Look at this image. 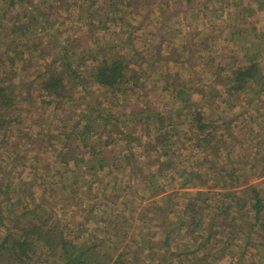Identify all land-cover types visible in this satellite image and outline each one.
<instances>
[{
    "label": "rangeland",
    "instance_id": "1",
    "mask_svg": "<svg viewBox=\"0 0 264 264\" xmlns=\"http://www.w3.org/2000/svg\"><path fill=\"white\" fill-rule=\"evenodd\" d=\"M31 1L32 4L29 3L27 8L41 14L39 20L42 22V26L38 27L28 40L20 42L19 49L29 48L26 51L25 65L27 66L31 62L33 69L26 74L30 75V73H33V75L28 76L26 80L29 82L32 80L33 86L27 88V83H25L23 85V93L28 91L33 97V102L30 106L23 104L24 106L21 107L22 114L26 115V123L21 126L23 134H19L12 140L11 149L13 156H8L6 153L0 156V169L2 171H8V168H11L13 159L17 162L16 170L11 172L10 178L12 177L14 185L20 181L23 195L22 197L16 195L14 208L5 210L6 218L4 217V223L0 225V241L8 233L14 237L21 235L22 230L28 224L31 222L38 223L44 217L47 219V225L56 226L60 229L64 228L63 230L66 232L71 231L73 234H70L69 239L79 238V241L83 243L89 240L87 242L88 245H97L99 243L95 246V248H98L96 251L102 257L106 256L105 259L114 260L117 253L116 250L120 251L124 248L126 252L130 253L129 258L134 256L137 259L136 251L142 249L139 240L140 223L136 220L137 217L134 219V223L129 226L125 224L123 218L116 219L115 222L110 219L111 225L108 224L109 231L105 229V217L111 214L110 218H113V215L120 212H125L128 215V210L130 209L134 210L132 215L135 216L148 203L156 207H165L167 198L163 197L162 200L161 196L168 195L172 209L176 210L166 218L170 239L174 238L171 250L173 252H185V248L181 251L176 249L178 244H185V241H180L184 240L185 237L183 236L184 229L177 233L178 224L175 220L178 219L179 213L182 212L184 206L183 203L189 196L194 195L198 191L219 193L234 191L235 195H241L240 191L245 187L256 185L261 189L264 198V88L258 98L253 99L257 101L250 104V94L238 95L232 92L230 87L221 88L218 84L221 81L226 85H230L235 74L234 70L248 64L255 52L263 50L264 0H200L202 2L201 5L196 2L190 3L186 0H164L168 1V3H161L160 5L155 3L150 8L138 10L137 13H131L125 10L124 7H120V16L122 15L123 20V27L120 29L111 25L107 29L96 27L99 23L98 18L93 20L94 25L87 24L83 16L85 10H80L81 6L87 4V0ZM97 1L100 2V0ZM2 6L3 0H0V26H7L9 18L13 16L15 9L20 10L21 15H26L24 10H21L18 4H15V7L13 6L2 17ZM247 9L253 10V15H249L246 11ZM235 18L237 19L235 20ZM4 35L2 34L1 36ZM240 36L243 40L242 43L239 42ZM61 38L62 40H69V43L72 44L69 49L72 50L74 48L76 54L82 50L84 52L89 50L88 53L90 54L91 50V52H95L98 48H104V52L108 53V49L110 50L111 46L122 41H126L130 46H135V50L133 49L134 53L129 52L128 54V59L130 60L129 69H139L136 60L141 62V59L136 57L138 54L151 60L150 68L147 70L144 65L140 67L142 74L140 82H144V85L141 90H138L139 93L135 95L139 99L137 98V102L134 101L135 104H126L123 107L113 106L116 103L115 98L110 100L109 92L105 89H97L93 85L90 90L101 101L98 110H102V107L106 106L108 109L102 112V115L105 116L110 112L109 108L112 107L113 109L110 113L119 117L118 125L126 130L127 134H132V138L141 140V145L144 147L154 144L158 124L139 116L137 117L139 119L135 120V122L131 121V116H136L141 109H146V112L150 114L161 116L163 119V130L167 132L171 140L178 139L180 141L179 146L174 145L177 141L172 142L171 147H174V149L167 148L168 152H175L172 157L176 163L175 168L166 171L165 174H158L159 182H157L154 179L151 180L152 173H155L160 163L165 161V156L159 157L163 148L151 151V155L142 160L139 159L140 150L134 146L135 144L129 145L127 142L117 140L113 145L112 150L114 152L112 151L111 156L115 154V157H117L115 162L120 166H126V168L121 171L114 170L113 167L112 171L107 170L108 177L101 179L97 188L105 190L108 182L110 186L107 187V191L103 194L109 195L115 190L118 192L121 187L120 196L122 197L117 200L119 199L117 196L115 199L117 201L113 206H110L109 209L105 208L104 212L103 210L102 212L100 211V215L104 216V222H100L97 219L94 221L92 218L89 224H82L84 221L83 216H87V213H85L87 210L80 212L78 209L81 210L87 206L89 209L93 201L91 202L86 197L82 207H77L76 202L72 201V197H61L63 181L61 175H56L53 168L55 163L54 152L50 149V146L40 145V142H38L41 141L38 137L43 136L47 132L48 127L58 133L63 123L80 122V125H82L86 121L85 117H82L84 113H82L83 109L80 105L77 106L75 104V107L72 108L71 105L66 104L62 109L58 110L56 105L48 104L50 97L46 94H41L38 78L34 79L38 75L37 70L44 72L47 66L54 65L55 67L58 65L56 58H58L57 53L60 47L57 46L55 39L60 40ZM8 42L5 41L4 43L9 44ZM4 43L0 44L1 52H4L6 48ZM12 46L18 45L13 44ZM114 49L116 50L117 48ZM38 51L45 52L40 59L38 58ZM94 56L95 53L91 55V57ZM54 59L55 62H53ZM84 61L73 63L74 68H77L78 72L85 73L81 65L84 64ZM1 62H4V67L0 68V70L7 69L5 57L1 56ZM88 62L90 60L86 63ZM259 62L264 76V55L259 58ZM14 66L15 69L17 68V75L22 76L23 72L20 70L21 62H16ZM23 77L26 78L25 76ZM209 78L213 79L215 83L213 86L216 90H213L212 94L214 95L220 90L221 97L212 100L211 108H213L212 112L214 114L212 117L210 109L206 110L203 107L202 112L207 121L212 122L220 129L217 133V138L220 140L219 143L220 145L222 144L218 151L219 155L211 151V148L205 152L196 151L195 149L192 151L189 148L195 144V140H188L190 136L195 137L197 134L195 122H192L190 112L185 106L187 99L186 102L180 103L181 99L175 97L177 89L182 84L186 83L190 87L198 88L205 85L204 83ZM198 83L202 85L197 87L196 84ZM76 89L78 90L75 92L77 93L76 95L81 98L80 93H78L81 92V88ZM24 90L27 91L24 92ZM191 90L194 89L192 88ZM195 91H189L190 103H200V94ZM208 91L205 90L207 97H209V94L211 95ZM109 101L115 103L113 104ZM41 102H44V104H41ZM118 103H120L119 100ZM219 113L222 114L227 125L222 124V120L217 115ZM114 122L113 120V128H116ZM223 127H226L227 130L223 129ZM93 130L94 134L89 137L88 142L98 140L97 129ZM98 132L101 135L100 141L102 144L111 137L110 129H100ZM25 134L37 138L33 145H30L31 142L22 141L21 138ZM115 137L112 136V140L117 139ZM60 146V142L54 145L55 148H60ZM131 149L135 151L138 162L132 169L123 160L125 156L130 155ZM109 150H111V146ZM18 153H21V156ZM34 154L37 156L32 159L36 161L35 163L21 158L22 156H32ZM158 157L159 160L157 159ZM224 162L226 164L222 168L227 174H225L226 172H220V164ZM245 162L250 165L240 169L241 164ZM23 166L27 167V169H23ZM32 166L38 167L35 171L41 170L38 173H31L28 170H32ZM183 171L193 172L198 176L201 174V181L198 179L184 183ZM176 173L180 176H174ZM221 175L228 182L225 183V186H223ZM65 177L68 178V176ZM85 178H88L86 179L88 183L92 181V175L90 174ZM111 178H114L117 183V187L114 189H112L114 185H112ZM216 180L218 181L214 185ZM232 180H234V184H232ZM156 186H163L164 190L157 192L158 195L153 193L155 197H152L151 191ZM2 189L5 188L3 187ZM160 193L162 194L159 195ZM64 194H67V192L65 191ZM57 195L60 197L55 201ZM54 202L56 203L53 204ZM126 203L127 206H125ZM40 208H43V213L40 212ZM167 208L168 206L164 209L166 214L169 211ZM29 210L33 212L32 215L24 216L23 214ZM36 211L38 213H34ZM249 214L250 217L253 215L252 212ZM100 215L95 214L97 218L101 217ZM149 216L151 217V215ZM162 217L163 215H152V218L162 219ZM124 218H129V216ZM113 228H116L117 232ZM102 229L103 233H100ZM141 231L142 236L149 239V244L161 241L163 245L165 232L155 223ZM107 237L108 240L104 241V238ZM240 240L241 238L237 239V243ZM254 240L257 245L259 239L256 238ZM100 246L101 250L99 249ZM257 246H260L259 250L253 251L246 264H264V245L258 244ZM154 250L150 253L145 252L138 258L145 261L153 255L157 256V252ZM236 252L234 251L233 253ZM55 258H58L57 254H55ZM55 258L48 257L47 259L54 260ZM236 258L234 257L231 262L240 264L237 260H234ZM37 259L38 256H35L32 261H37ZM219 264L230 263L229 260H225Z\"/></svg>",
    "mask_w": 264,
    "mask_h": 264
},
{
    "label": "trees",
    "instance_id": "2",
    "mask_svg": "<svg viewBox=\"0 0 264 264\" xmlns=\"http://www.w3.org/2000/svg\"><path fill=\"white\" fill-rule=\"evenodd\" d=\"M186 1L190 3L196 2L200 5L202 3L200 0ZM31 2V0H3V6L1 8V15L4 17L13 6L15 7V4H18V7L21 10L23 9L26 15H21L20 10L15 9L13 16L9 18L7 26H0V44L9 41V44L4 43V45H6L4 52H1L2 49L0 46V61L1 56L5 57L7 60V69L0 70V156L4 153L8 156H13V151L11 149L12 140L19 134H23L21 126L26 123V115L22 114L21 107L24 106L23 104L30 106L33 102V97H31V94L27 90H24V92H27L23 93V85L25 83H27V88L33 86L32 80H30V82L26 80L28 76H31V74L33 75V73H30V75L26 74L33 69L31 62H29L27 66L25 65L26 51H28L29 48L19 49L20 42L28 40L33 32L38 27L42 26V22L39 20L41 14L27 8L29 3L32 4ZM86 3L85 6L80 7V10H85L83 16L87 24L94 25L93 20L98 18L99 23L96 27L107 29L111 25L117 26V29H120L123 27L122 15L120 16L121 12L119 10L120 7H124L125 10L131 13H137L140 9L144 10L147 7L150 8L154 6L155 3L159 5L161 3L167 4L168 1L100 0L99 2L97 0H87ZM246 11L249 15H253V10L247 9ZM236 19L237 18H235V20ZM2 34L5 35L1 36ZM55 40L57 41V46L60 47L57 53L58 58H56V60H58V65L55 67L54 65H49L44 72L37 70L38 75L35 76L34 79L36 80L38 78V82L41 86V94H46L50 97L48 104L56 105V109L58 110L60 108L62 109L66 104L71 105L72 108L75 107V104L77 106L80 105L83 109L82 113H84L82 117H85L86 121H84L82 125H80V122H71L70 124L63 123L58 133H55L48 127L47 132L43 136L38 137L41 140L38 142H40V145L50 146V149L54 152L53 158L55 163L53 168L55 174L61 175L63 181V193H61V197H72V201L76 202L77 207H82L85 202L84 198L86 197L91 202L93 201L89 209L88 206L83 207L81 210L78 209L80 212L87 210L85 212L87 216H83L84 221L82 224H89L92 218L94 221L97 219L100 222H104V216L102 217L100 215V211L102 212L103 210L104 212L106 209H109L110 206H113L114 203L122 197L120 196L122 191L121 187L118 192L115 190V192H111L109 195L103 194L107 191V187L110 186L108 182L105 186V190L97 188L99 181L106 176L108 177L107 170L112 171V167L114 170L118 171L126 168V166H120L115 162V158L117 159L115 154L111 156L113 145L117 140L127 142L129 145L135 144L134 146L140 150H138L140 153L139 159L142 160L150 156L151 151L158 150L157 148H163L159 157L165 156V161L160 163L155 173H152L151 180L154 179L157 182H159L158 174H165L166 171L175 168L176 163L172 158L175 152H168L167 148L174 149V147H171L172 142L177 141L174 145L179 146L180 141H178V139L171 140L167 132L163 130V119L161 116L158 114H150L146 112V109H141L136 116H131V121L135 122V120L139 119L137 118L139 116L140 118L144 117V119H150L158 124L154 144H149L147 147H144L141 145V140L132 138V134H127L126 130L118 125L120 119L117 115L114 116V114L110 113L112 112V107L109 108L110 112L105 116L102 115V112L108 109L106 106H103L102 110H98L101 101L97 96L95 97L93 91L90 90V87L93 85H95L97 89H105L109 92L110 100L115 98L116 103L109 101L110 103H115L113 106L118 105L119 107H123L126 104H135L134 101L137 102L139 99V97L135 95L139 93L138 90H141L144 85V82H140L142 76L140 67L144 65L147 70L150 68L149 64L151 60L145 57L143 58L138 54L136 57L141 59V62L136 60L139 69H129L130 60L128 59V54L129 52L134 53L133 49L135 50V46H130L126 41H122L119 44L116 43L114 46H111L110 50L108 49V53L104 52V48H98L95 52H91V50L90 54L88 53L89 50H86V52L82 50L76 54L74 48L72 50L69 49V47L72 46L69 40H62V38L60 40ZM242 41L240 36L239 42L242 43ZM13 44L18 46L13 47ZM114 48L117 49L115 50ZM44 53L45 52L42 51L39 52L38 58L40 59ZM94 53L95 56L91 57ZM263 55L264 48L260 52H255L254 55L251 56V60L248 64L234 70L235 74L233 75L230 85H226L219 81V86L221 88L228 86L232 92L238 95L250 94V104L256 102L257 100L254 101L253 99L258 98V95L262 93V89L264 88V76L259 62V58ZM167 57L172 59L170 56ZM82 60H85L84 64H81L85 73L78 72L77 68L73 66V63ZM89 60L90 62L86 63ZM16 62H21L20 70L23 72L22 76L17 75V68L15 69L14 66ZM53 62H55V59ZM3 64L4 62L0 63V68L4 67ZM204 84L205 85L202 87H198V85H202L201 83L196 84L198 88L190 87L186 83L182 84V86L177 89L175 97L181 99L180 103L186 102L187 99L185 106L190 112L192 122H195L197 134L195 137L190 136L188 138V140H195V144L189 148L192 151L195 149L200 152H205L211 148V151L219 155L218 151L222 144L220 145L219 143L220 140L217 138V133L220 129L212 122L207 121L202 109L203 107H205L206 110L210 109L212 117L214 115L212 112L213 108H211L212 100L221 97V91L219 90L218 93L212 94L213 90L216 89L213 86L215 83L211 78ZM79 87L81 88V92L78 93H80L79 95L81 98L75 93L78 91L76 88ZM192 88L196 90L195 92H197V94H200V103H190L189 91L194 92V90H191ZM205 90H209L208 92L211 93L209 97L205 95ZM229 93L231 95L230 90ZM118 100L120 103H118ZM42 103L44 104V102H41V104ZM188 106L190 107L188 108ZM196 107H198V109H196ZM181 109H183V107H181ZM217 115H219L218 118L222 120V124L224 123L227 125L222 114L219 113ZM113 120L115 121L114 126L116 128H113ZM69 125L70 127H68ZM106 128L110 129L111 137L116 136L115 138L117 139L112 140L110 137L102 144L100 141L101 135L98 131ZM93 129H97L96 131L99 135L97 138L98 140L88 142L89 137H92L94 134ZM223 129L227 130L226 127H223ZM21 139L24 142H31L30 145H33L37 138L25 134ZM57 142H60V148L54 147ZM169 142L171 143L168 144ZM110 146L111 150H109ZM134 146L132 145V147ZM99 147L102 148L99 149ZM18 154L21 156V153ZM35 157L37 156L34 154L32 156H22L21 158L35 163L36 161L32 160ZM159 157L157 158L158 160ZM123 160L127 162L131 169L138 163L133 149H131L130 155L125 156ZM225 164L226 162L220 164L221 173L226 172L222 168ZM16 165L17 162L13 159L11 168H8V171H2L0 169V225L4 223V217L6 218L4 214L5 210L7 208H14L15 196L20 195L22 197L23 195L20 181L18 184L16 182L14 185L12 177L10 178L11 172L16 170ZM249 165L248 162H245L241 164L240 169L248 167ZM49 166H51V164H49ZM37 168L36 166H32V170L29 169L28 171L31 173H38L41 169L35 171ZM23 169H27V167ZM88 174L92 175V181L89 183L86 180L88 178H85L88 177ZM183 174L184 183L201 179V174L198 176L193 172L185 171H183ZM225 174H227V172ZM65 176H68V178ZM174 176L180 175L176 173ZM110 180L112 185H114L112 189L117 187L116 180L114 178ZM221 180L223 186H225V183H228L224 180L222 175ZM217 181L218 180L214 181V185H216ZM232 184H234V180H232ZM3 187L5 189H2ZM163 190V186L154 187V190L151 191L152 197H155V195H158L157 192H162ZM65 191L67 194H64ZM240 193L241 195H235L234 191L222 193L198 191L185 199L182 212L179 213L178 219L175 220L178 224L177 233H180L181 230L184 229L183 236L185 237L184 240H180L181 242L185 241V244H178L176 249L177 251H181L185 248V252H173L171 250L174 238L170 239L166 218L176 210L172 209L171 200L167 195L161 196L162 200L163 197L167 198L165 207H156L148 203L143 206L135 216L132 215L134 213L133 209H127L129 211L128 215L125 214V212H120L112 216L114 219L110 218L111 214L105 217L106 221L104 224L106 231L110 230L108 226V224L111 225L110 219L115 222L116 219L123 218L125 224L129 226L134 223V219L137 217L136 220L140 223L139 240L142 247L141 250L136 251L137 259L134 256L129 258L130 253L126 252L125 248L120 251L116 250L117 253L114 260L111 261L109 258L105 259L106 256L102 257L99 252L96 251L98 248H95V246L99 243L97 245H88L87 242L89 240L83 243L79 241V238L69 239L70 234H73L71 231L66 232L63 230L64 228L60 229L56 226L47 225V219L43 217L38 223L31 222L28 224V226L22 230L21 235L14 237L10 233L6 234L0 241V264H219L223 263L225 260H229L230 264H236V262H231L234 257H237L234 260H237L238 263L246 264L247 259L253 254V251L259 250L260 246L257 245H264V198L261 189L256 185L247 186L241 190ZM161 194L162 193L159 195ZM117 196L119 199L115 200ZM59 197L60 196L57 195L55 201H57ZM55 203L56 202L53 204ZM125 206H127V203ZM166 206H168V214L164 212ZM39 210L41 213L44 212L43 208ZM124 211H126V209H124ZM250 212L253 213L251 217L249 214ZM32 213L33 212L29 210L23 215L29 216L32 215ZM34 213L38 212L36 211ZM95 214L101 217L97 218ZM154 214L159 216L163 215V217L162 219L152 218ZM45 215L48 216L47 214ZM149 215H151V217ZM127 216H129V218H124ZM152 223H155V225H158L164 230L165 237L163 239V245L161 241L149 244V239L142 236L141 230L150 227ZM113 229L117 232L116 228ZM100 233H103V229ZM239 238H241V240L237 243L236 240ZM256 238L259 239L257 245L254 240ZM107 240L108 237L104 238V241ZM99 249L101 250V246ZM154 249L157 252V256L153 255L145 261L138 258L145 252L150 253ZM234 251L237 252L233 253ZM55 254H57L58 258H55ZM35 256H38L37 261H32ZM42 256L45 258L43 259ZM48 257H53L55 259L50 260L47 259Z\"/></svg>",
    "mask_w": 264,
    "mask_h": 264
}]
</instances>
